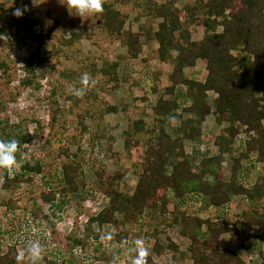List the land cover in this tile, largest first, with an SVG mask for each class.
Wrapping results in <instances>:
<instances>
[{
    "label": "trees",
    "instance_id": "1",
    "mask_svg": "<svg viewBox=\"0 0 264 264\" xmlns=\"http://www.w3.org/2000/svg\"><path fill=\"white\" fill-rule=\"evenodd\" d=\"M45 6V10L23 11L9 23L13 41L9 47L13 43L21 48L29 42L36 45L24 61L25 74L19 79V86L40 89L35 66H39L40 75L54 72L60 69L57 58L63 53H72L78 69L70 72L71 75L81 80L87 73L89 79L84 86H93L89 89L93 93L86 92L82 97L72 98L68 86L74 84V79L63 78L53 84L51 96L56 101L60 96L66 101L73 99L79 126L76 132H69L66 109L58 108L53 114L51 123L55 131L50 140L56 139L59 144L55 152L47 153L46 157L52 158L53 165L57 163L60 185L54 188L47 181L50 172L45 171L48 168L40 160L32 164L25 159L17 171H12L11 177L6 169L0 168V188L7 190L11 197L21 183L34 188L47 186L39 193L30 191V200L23 204L12 206L10 198L4 203L12 206L10 208L20 206L25 212L30 211L35 222L32 224L43 227L44 230L40 229L44 233L49 226L41 221L38 224L36 220H49L45 208L62 207L66 203L65 197H79L87 187L85 163L72 157L70 152V144L74 142L78 148H90L86 164L92 167L98 188L109 201L97 213L88 214L80 232L71 230L66 236L67 251L55 248L47 254L44 252L47 244L40 247L41 253L44 252L42 264H77L75 249H80L83 256L88 246L94 244L98 245L94 252L102 253L96 256L94 264H114L116 254L104 252L99 246L104 238L103 228L111 226L114 242L122 245L130 237L132 224H138L146 210L152 219L171 214L175 221H179L178 235L189 240L186 252L181 255L187 264H251L249 256L257 252L262 255L264 232L254 234L253 227L264 229V175L258 176L254 183L250 177L256 165L264 172V0H195L188 9L177 6L176 0H103L102 11L92 14L97 16L100 27L88 30L84 28V17L75 14L64 23L54 15V7L65 6L61 1L46 0ZM2 8L4 4L0 2ZM131 12L163 18L156 31L160 59L167 60L171 49H177L178 56L169 75L170 84L166 86L171 98L159 96L156 105L149 110L151 120L129 117L124 145L135 150L140 171L137 185L126 194L120 184L125 170L108 172L91 150H95L96 142L103 139V134L109 135L107 114L118 111L113 95H107L116 90L121 78L119 62L109 55L110 48L123 42L127 45L128 66H131L126 74L127 80L146 83L149 76L144 75L149 72L143 70L142 60L146 62V56L140 46L141 32L130 30L125 33L123 29ZM64 25L67 26L65 30ZM199 26L205 28V35L200 40H193L192 34ZM59 29L68 30L69 36H65L64 31L60 33ZM84 37L91 38L99 48L104 56V66L98 67L95 57L83 52L80 41ZM46 44H50L52 53L43 55L42 47ZM198 61L206 64L204 77H187L184 68L194 66ZM12 69L15 67L9 57L0 58L3 75H8ZM178 86H185L183 97L175 93ZM145 94L139 96L141 101L147 99ZM4 105L5 101L0 98V111ZM179 109L182 112H178ZM135 110H142L141 103ZM209 114L214 115L218 133L207 137L202 133V124ZM88 117L94 123L91 129L85 124ZM167 120L180 121L175 137L165 129ZM88 134L93 139L89 143L84 141ZM32 137L27 119L11 122L9 117L0 115V141H17L16 159H20ZM187 140L191 141V146L186 145ZM233 151L235 154L228 173L223 157ZM111 156L119 161L122 152L114 151ZM40 173L44 176L38 178ZM168 191L173 192L172 198ZM234 197L251 205L232 224L224 215L230 213ZM36 199H41L43 205L35 206L33 200ZM203 204V208H214L216 216L202 218L199 213L188 211L192 206ZM73 208L68 206V213H72ZM8 222L15 224L12 219ZM49 229L54 232L55 225ZM5 231L0 238V264H17L21 239L15 238L12 231ZM223 233L236 236L246 256L233 248L220 247L218 241ZM169 238L173 242L167 256L174 258L173 252L178 251L180 243L170 235ZM145 260L146 264H154L150 256ZM172 263L174 260H170L169 264Z\"/></svg>",
    "mask_w": 264,
    "mask_h": 264
},
{
    "label": "rangeland",
    "instance_id": "2",
    "mask_svg": "<svg viewBox=\"0 0 264 264\" xmlns=\"http://www.w3.org/2000/svg\"><path fill=\"white\" fill-rule=\"evenodd\" d=\"M155 1L166 2L169 0ZM0 2L4 4V8L0 9V58L9 57V60L15 67V69L9 71L8 75H3L0 70V98H3V100L5 101V105L0 111V115L2 117H9L11 122L19 121L21 118L27 119L29 123V130L33 135L32 140L25 146L20 159H16V165L14 166L12 171H17L20 167V164H22L25 159H28L32 164L36 160H40L43 163V166L45 168H48L45 171L50 172L46 177L47 181L52 184L54 188H57L60 185L61 178L59 171H57L58 165L57 163L53 165L54 163L51 162L52 158L46 157V154L53 152L59 144L56 139H53L52 141L50 140L51 133L55 131L52 130L53 124L51 123L53 114L58 108L66 109L68 110L66 118L69 132H76L79 126L76 116L77 108L74 104L73 99H70L71 101H66L62 98V96H57V98L59 97V99L58 101H56V99L51 96L53 84L58 82L59 79L63 78L71 80L74 79V84L68 86L69 93L72 95V98L79 96L82 97L86 92H91L89 91V89L93 88V86L88 88L81 83V80H77L74 75H71L70 72L76 71L78 69V64L76 61H74V55L72 53H63L57 58L58 68L60 69L54 72H48L45 75H40L39 66H35V69L39 76L38 80L41 85L40 89L35 90L28 87L24 88L19 86V79L22 78L25 74V71L23 69L24 61L28 58L30 51H33L35 49L36 45L29 42L28 45L25 46V48H21L19 44L13 43L12 46L9 47V44L12 41L10 38L11 32L9 31V23L16 16L14 15L15 9H24L25 6H27L26 12L29 10H45L46 0H3ZM194 3L195 0H176L177 6L183 7L185 9L193 6ZM53 13L55 16L60 17L64 23V20L68 19L70 16H76L74 13H70L65 6L54 7ZM137 15L143 16L138 13ZM136 16L132 13L130 19L128 17L126 18L124 31L125 33H127L130 30L135 32H137L138 30H142V45L145 46L144 43L146 44L144 49V54L146 52V62L142 60L143 70H146L144 73L149 72V74H144L149 75L146 77V80H148L149 82L146 88L150 89L152 84L160 85L163 87L166 84L167 76L170 73V70L166 68L167 66H170V68L174 66V61L176 62L178 50L173 49L169 53L166 62L162 64L163 62L159 61L160 56L159 52H157L156 49L158 44L156 30L158 29L159 24L163 20V18L150 17L146 19L138 18ZM83 21L85 23L84 28L86 30H88L89 28L98 29L100 27V24L97 22L96 15L92 16L91 14V16H88V14H86L83 18ZM94 25L97 26L94 27ZM62 27L64 28V30L67 29V26L65 25ZM60 29V33L64 31ZM36 30H40L39 26L36 27ZM64 34L65 36H69L68 30L64 31ZM204 35L205 28L203 26H199L192 34V39L200 40L204 37ZM80 44L83 52L90 53L91 56L95 57L98 67L104 66V56L101 54L99 48L93 44L91 38L84 37L80 41ZM125 52L126 48L124 47L123 49L120 45H118V48H114L113 50L112 48H110L109 50V55L111 56V58H113L114 60H118L119 62V72L122 78H124L126 74H128L127 69H131V66H128L130 62L128 56L123 54ZM51 53L52 50L50 44H46L42 47L43 55H48ZM201 69H203L204 71L201 72ZM186 72L187 75L191 76L192 78L196 76L195 78L202 79L206 72V64L199 61L195 70L189 68ZM196 74H199V76ZM183 88L185 87L181 86L180 90ZM76 91H79L80 94H74ZM113 94L114 96H112L111 93L107 95L115 97L118 102L123 103H120L121 105L125 104L124 106H126L125 108L128 110V112L123 114H117L116 112L107 114L106 119L110 127V129L108 130L109 135H107V133L103 134V139L98 141L94 138L97 142L94 148L95 150H91V152L94 151V154L98 155V159L102 164H104V166H106L108 172L125 170V174L122 177L120 184L123 192L128 194L131 193L134 187L137 185L140 167L138 166V162L136 160L138 156L136 153H134L135 150L127 149L124 145V131L128 128L130 116H133L134 119H140L142 117L148 118L146 117L147 114L145 110L149 107L142 106V108H144L142 109L143 111L133 110V107L138 106V103L131 100L132 96L130 95V92L126 90L125 85L121 82H119V85L117 86L116 90H114ZM85 124L89 127V129H91L94 125L92 118L88 117L85 121ZM35 125L37 127H35ZM171 128L167 126V130L172 133ZM203 132L207 137H209L210 135H216L218 133V124L216 123L215 118L212 114L205 119ZM113 138L114 140H111ZM84 139V141L87 143L93 140L90 139L89 134L86 135ZM191 145L192 144L188 142V146ZM80 149L82 148H78V144L76 142L70 144V152L72 153V157H75L80 162L85 163V178L87 180V187L79 197H65L66 203H64L62 207H54V211L49 209L48 207L45 208V213L49 216V220L46 221L45 219L38 218L36 221L38 222V224L39 221L47 223L49 228L52 227V224H54L55 230L54 232L49 231L48 233H43L45 234V239L42 241L39 239L44 237L41 232L44 229L43 227H40L42 229L41 230L38 226L32 224L34 221H32L31 216L29 215L30 211L25 212L26 210L22 209V207L20 206H17L16 208L10 207L16 205V203H25L31 198L30 191L39 193L47 185L34 188V186H27V184L25 183H21L19 185L20 187L17 184L18 188L11 197H9L7 190L0 188V238L2 233H6L5 230H10L12 231V234L16 236L15 238L21 239V241H19L18 243V250L19 252H24V257L20 261V264H42L44 252H46L47 254H51V251L49 250L55 248H60L64 251H67L68 244L66 236L71 232V230L80 232V230L82 229V225L86 222L88 214L97 213L104 205L108 203V197L103 195L98 188L97 179L94 175L92 167L86 164L89 154L88 150H90V148L86 146L83 147L81 151ZM213 150L216 151V147H214ZM114 151L122 152V156L120 157L119 161L115 160V158L111 156V153ZM234 154L235 151L227 153L223 157V160L225 162L224 166L228 170V173V168L233 162L232 158ZM260 169L261 167L256 165V167L251 171L250 178L252 180L256 179V171H260ZM41 176H44V174L40 173L38 175V178H41ZM168 194L170 197L173 196L172 191H168ZM57 195L59 196V194ZM6 198H10L11 201H13L12 206L9 207L5 205L4 201ZM33 203L35 206H42L44 202L41 199H36L35 201L33 200ZM231 204L232 207L229 211L230 213L224 215V218H226L230 223L233 224L238 221V215L242 211L248 210L251 204L247 201H239L236 198L232 200ZM68 206H74L76 210L73 208V212L68 213ZM204 206V204L198 206L201 210L198 209V207L192 206L188 211L199 213L202 218H206L211 215L216 216L214 208H203ZM63 207H65L64 210L61 209ZM174 217L175 216H172L171 214H167L152 219L149 217L148 210H146L142 214L140 222L136 225L132 224V232L127 242L122 245H118L117 243H115L113 240L114 234L112 227L105 226L103 228L104 238L102 239L99 246L104 252H113L114 254H116V262L114 264H131V260L134 257L135 253V246L133 242L136 239H140L144 242L147 256L152 257L154 264H169L170 260H174V263L172 264H187L181 257V255H184L185 252H183L182 254L179 253V251L174 252V258H171L169 255L167 256V252L169 251V248L173 242L169 240V235L174 239H178V242L183 245V248H187L189 244V240L186 237L178 235L180 231V224L178 223L179 221L174 220ZM9 219L14 220L15 224L8 222ZM94 226L96 230L100 229L98 225L95 224ZM261 231V227H255L253 233L259 234L261 233ZM228 236H230L229 238L232 241L237 240L236 236ZM29 242H38L40 247H43L47 244L46 246L48 247L44 248L46 251H44L43 254L40 253V256L37 259L33 260L26 251V245ZM155 242L157 243L155 244ZM95 246L98 245H89L88 250L86 251L87 253L85 255L83 254V256L78 248L76 249L75 254L72 252L76 257L77 264H83V262H85V264H94L96 262V256L102 254L100 252H94ZM252 256L253 258H251L250 256L249 259H251V261H254L256 264H260L262 262V258H258V256H260L259 253H255ZM169 258L170 260H168Z\"/></svg>",
    "mask_w": 264,
    "mask_h": 264
},
{
    "label": "crops",
    "instance_id": "3",
    "mask_svg": "<svg viewBox=\"0 0 264 264\" xmlns=\"http://www.w3.org/2000/svg\"><path fill=\"white\" fill-rule=\"evenodd\" d=\"M56 1H58V2H60L61 0H56ZM132 13L136 16L137 15V13L136 12H131L130 14H129V16H128V18L130 19L131 18V15H132ZM136 17H138V18H150V17H148V16H136ZM159 18V17H158ZM156 19V18H155ZM125 25V24H124ZM123 29H124V27H123ZM158 29H159V27H158ZM157 29V30H158ZM156 30V31H157ZM138 31H140V30H138ZM142 31V30H141ZM140 31V32H141ZM142 33H141V37H140V46H141V49L143 50V49H145V46H146V44L144 43V45L145 46H143L142 45ZM157 42H158V40H157ZM124 44H122V43H119V45L121 46V48H123L124 49V47L126 48V52L125 53H123V54H125V55H127V52H128V48H127V45H125V42H123ZM158 47H159V43L157 44V52H158ZM112 50L114 49V48H118V45H113L112 47ZM173 49H171L170 51H169V53L172 51ZM174 50H176V49H174ZM123 54H121V55H123ZM145 54H146V52H145ZM145 54H144V52H143V55L145 56ZM177 56H178V54H177ZM176 56V57H177ZM118 61V60H117ZM159 61H162L161 59L159 60ZM163 63L162 64H164L165 62H166V60H164V61H162ZM201 62H203V61H201ZM160 63V62H159ZM199 63V61L196 63V65H194V66H189V67H185L184 68V74L187 76V77H189V78H191V79H199V78H192L191 76H188L187 75V70L190 68V69H193V70H195V68H196V66H197V64ZM205 63V62H204ZM175 64H176V62L174 61V66L172 67V68H170V66L168 67L167 66V68L166 69H168V70H170V73H171V71L173 70V68L175 67ZM119 67H120V65H119ZM128 70L129 69H127V72H128ZM120 71V70H119ZM204 70L203 69H201V72H203ZM170 73L168 74V76H167V82H166V84L162 87V86H160V85H156V84H152V86L150 87V89L149 88H146V86L148 85V80H146L147 82L146 83H140V82H134L133 80H128V81H126L127 79H126V76L124 77V78H122L121 77V74H120V72H119V74H120V82L121 83H123L124 85H125V87H126V90H128L129 92H130V95L132 96V98H131V100L134 102H137L138 103V105H139V103H141V106H143V107H149L148 109H146L145 110V112H146V114H147V116L146 117H148V118H144V117H142V118H144L145 120H151L152 119V115L149 113V110H150V108H152V106H154V105H156V103H157V100H158V98H159V96L160 95H163V98H165V99H167V98H171V96H170V94H168L167 92H166V86L167 85H169L170 84V81H169V75H170ZM196 75H198L199 76V74H196ZM124 80V81H123ZM180 87L181 86H178V88H176V91H175V93L177 92L178 94L180 93L181 94V97H183V92H185V88H183V89H181L180 90ZM183 87H185V86H183ZM130 89V90H129ZM156 89V90H155ZM144 93H146L145 95L147 96V99L145 100V101H141L140 99H139V96L140 95H142V94H144ZM112 95L114 96V94H113V92H112ZM175 95V94H174ZM115 98V97H114ZM135 99H137V100H135ZM115 100H116V102H117V105H119V107H118V111H116V113L118 114H120V113H127L128 112V110L125 108L126 106H124V105H121V104H123V103H121V102H118L117 101V99L115 98ZM130 100V101H131ZM121 103V104H120ZM135 107L136 106H134L133 107V110H135ZM142 109H144V108H142ZM143 111V110H142ZM144 112V113H145ZM178 112H182V110L181 109H179L178 110ZM112 113H115V112H112ZM209 115H211V114H209ZM209 115H207L206 117H205V119L209 116ZM213 115V114H212ZM214 116V115H213ZM128 124H129V122H128ZM205 124V120L203 121V124H202V133L204 134V132H203V125ZM180 125V121H176V122H172V121H170V120H167L166 121V123H165V129H166V131L168 132V133H170L172 136H174L175 137V130H176V128L178 127ZM167 126H169L171 129H172V133L171 132H169L168 130H167ZM126 131V130H125ZM125 131H124V133H125ZM188 142L189 143H191V141H186V145L188 146ZM192 144V143H191ZM256 167V166H255ZM256 171V170H255ZM257 172V176L255 177L256 179L255 180H252L251 179V181H252V183H254L256 180H257V178H258V176H261V175H264V172H263V170L262 169H260V171L258 170V171H256ZM135 188V187H134ZM234 198H236V197H234ZM233 198V199H234ZM237 199V198H236ZM255 227H259V226H254L253 227V231H254V228ZM264 231V229H262V231L261 232H263ZM228 235H231V236H234V235H232V234H230V233H223L220 237H219V241H218V243H219V246L220 247H230V248H233V249H235V250H237V251H239V253L240 254H245L246 252H244V250H242L241 248H240V246H239V244H238V241L237 240H234V241H232V240H230V236H228ZM229 238V239H228ZM181 244V243H180ZM262 252H263V254L261 255L259 252H257V253H259L260 254V256H258V258L259 259H261V263H263V261H264V245H263V247H262ZM178 251H179V253H183V252H186V248H183V245L181 244L180 246H179V249H178ZM177 251V252H178ZM174 253V252H173ZM253 255V254H252ZM251 255V258H253V256ZM243 256H246V255H243ZM250 257V256H249ZM251 262V264H256L254 261H250ZM260 263V264H261Z\"/></svg>",
    "mask_w": 264,
    "mask_h": 264
},
{
    "label": "clouds",
    "instance_id": "4",
    "mask_svg": "<svg viewBox=\"0 0 264 264\" xmlns=\"http://www.w3.org/2000/svg\"><path fill=\"white\" fill-rule=\"evenodd\" d=\"M70 13L77 14L81 17H85L86 14L91 16L93 13H99L102 11L103 0H61ZM27 10V6L24 9L17 8L14 11V15L20 16L23 11ZM88 74L85 73L81 77V82L83 84L88 83ZM74 94L79 95V91ZM18 149V143L15 139H10L8 141H0V168L6 169L9 176L12 175V170L16 165V155ZM103 239V237H102ZM136 255L132 258L131 264H146L145 257L147 256V251L144 247V242L140 239H136L134 242ZM27 253L32 257L33 260L40 256L41 248L38 242H29L26 245ZM24 257V252H18L16 256L17 264Z\"/></svg>",
    "mask_w": 264,
    "mask_h": 264
},
{
    "label": "built area",
    "instance_id": "5",
    "mask_svg": "<svg viewBox=\"0 0 264 264\" xmlns=\"http://www.w3.org/2000/svg\"><path fill=\"white\" fill-rule=\"evenodd\" d=\"M259 166V165H258ZM260 167V166H259ZM86 221H87V219H86ZM49 231H51L48 227H46V229H45V232L44 233H48ZM42 232V231H41ZM52 232V231H51ZM43 234V233H42ZM44 235V237L43 238H40L39 240H44L45 239V234H43ZM80 250V249H79ZM75 252H76V249H75Z\"/></svg>",
    "mask_w": 264,
    "mask_h": 264
}]
</instances>
